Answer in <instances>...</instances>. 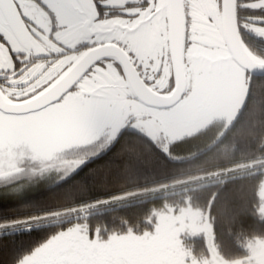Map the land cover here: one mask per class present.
I'll return each mask as SVG.
<instances>
[{"label": "snow or ice", "instance_id": "obj_1", "mask_svg": "<svg viewBox=\"0 0 264 264\" xmlns=\"http://www.w3.org/2000/svg\"><path fill=\"white\" fill-rule=\"evenodd\" d=\"M261 49L264 0H0V198L31 209L0 216V238L39 230L4 264H264V237L241 258L221 244L228 180L203 207L166 203L176 193L137 184L120 150L132 135L170 158L173 127L218 83L242 107ZM252 196L245 211L264 220V183ZM137 197L142 216H113Z\"/></svg>", "mask_w": 264, "mask_h": 264}, {"label": "trees", "instance_id": "obj_2", "mask_svg": "<svg viewBox=\"0 0 264 264\" xmlns=\"http://www.w3.org/2000/svg\"><path fill=\"white\" fill-rule=\"evenodd\" d=\"M264 54V49L260 50ZM264 76L253 77L251 95L244 103L239 115L227 128L222 122H215L203 131L173 142L170 145V158H164L152 145L141 139L129 135L121 143L120 150L128 155V149L132 150L134 162L139 171L133 177L139 185L162 184L169 186L179 182L191 180L160 192V197L167 193L169 195L166 203L179 204L187 201L190 206L203 207L212 192L220 190L219 181L228 180V188L231 196L225 201L223 197L218 200L222 204L224 214L217 221V232L221 244L230 251L232 258H241L248 255L246 241L257 236L264 237V220L258 216L247 213L245 209L248 203L254 199L252 191L257 183H264V165L245 170L244 174L223 175L227 170L249 165L264 159ZM97 161L103 166L107 160ZM98 165H93L97 167ZM107 170V169H105ZM222 172L223 176L213 178L214 173ZM233 177H244L232 180ZM126 187L136 185L125 182ZM143 197H137L131 203L119 206L117 212L113 213L116 218L138 219L151 206L149 204H138ZM25 201L0 198V216L10 217L26 215L31 209L23 207ZM156 206L161 204V199L154 201ZM241 212L237 223L232 222V215ZM105 222L104 218H99ZM107 222L118 227L111 218ZM34 233H21L12 237L8 244L0 238V264H4L13 254L30 247L37 238ZM231 233V235H229ZM5 245V246H4ZM205 239L197 238L196 251L204 247Z\"/></svg>", "mask_w": 264, "mask_h": 264}, {"label": "rangeland", "instance_id": "obj_3", "mask_svg": "<svg viewBox=\"0 0 264 264\" xmlns=\"http://www.w3.org/2000/svg\"><path fill=\"white\" fill-rule=\"evenodd\" d=\"M231 86L228 83H218L208 90L200 99V102L193 108L191 113L186 117V119L179 125L173 127L172 131L175 134L173 142L191 137L215 122H222L227 128L231 123L234 122L236 117L239 115L242 107H232L231 105ZM245 103V102H244ZM51 141L44 138L40 141L42 147H47ZM170 144V145H171ZM170 147V146H169ZM264 165V159L251 163L249 165H242L239 167H234L226 171L223 175L231 176L234 174H244L245 170L252 169L256 166ZM222 172H216L211 176L213 178L223 176ZM191 180L179 182L166 186L168 188H174L182 183L189 182ZM203 237L201 234L200 238ZM205 239V238H204Z\"/></svg>", "mask_w": 264, "mask_h": 264}, {"label": "water", "instance_id": "obj_4", "mask_svg": "<svg viewBox=\"0 0 264 264\" xmlns=\"http://www.w3.org/2000/svg\"><path fill=\"white\" fill-rule=\"evenodd\" d=\"M249 75H250L251 80H252L253 77H262V76H264V72H255V73H250Z\"/></svg>", "mask_w": 264, "mask_h": 264}, {"label": "flooded vegetation", "instance_id": "obj_5", "mask_svg": "<svg viewBox=\"0 0 264 264\" xmlns=\"http://www.w3.org/2000/svg\"><path fill=\"white\" fill-rule=\"evenodd\" d=\"M216 60H217L218 63H221V62H223L224 57H222V56L221 57H217Z\"/></svg>", "mask_w": 264, "mask_h": 264}]
</instances>
